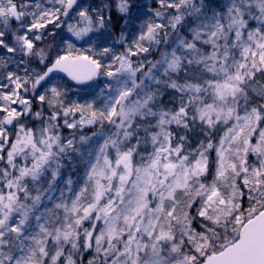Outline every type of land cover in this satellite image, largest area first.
<instances>
[{
	"label": "snow or ice",
	"instance_id": "6c2138e0",
	"mask_svg": "<svg viewBox=\"0 0 264 264\" xmlns=\"http://www.w3.org/2000/svg\"><path fill=\"white\" fill-rule=\"evenodd\" d=\"M157 3L0 0V264H264V0Z\"/></svg>",
	"mask_w": 264,
	"mask_h": 264
},
{
	"label": "rangeland",
	"instance_id": "374dc122",
	"mask_svg": "<svg viewBox=\"0 0 264 264\" xmlns=\"http://www.w3.org/2000/svg\"><path fill=\"white\" fill-rule=\"evenodd\" d=\"M135 2L136 4L134 5V7L144 6L147 9H153V10L159 8V4L157 3V0H133V3ZM144 19H151V17L145 16ZM119 34H120L119 29L118 30L114 29V35L116 37H119ZM117 50L122 51L123 49L118 46ZM0 55H3V54H0ZM133 59H136V58H133ZM53 82L54 83H67L66 79H64V77H61L60 75H53ZM72 89H73V92L79 91L80 95H84V91L87 89V86H85L84 88L80 86L79 88L77 86H72ZM79 98L80 96L78 95L72 96V99H79ZM68 131H71V130H64V134L67 135ZM92 131H95V129H85L84 134L90 135ZM190 139L193 141V144H195L196 140L203 139V136H198L197 134H195L193 136H190ZM245 206H247V202H245Z\"/></svg>",
	"mask_w": 264,
	"mask_h": 264
},
{
	"label": "trees",
	"instance_id": "16d2710c",
	"mask_svg": "<svg viewBox=\"0 0 264 264\" xmlns=\"http://www.w3.org/2000/svg\"><path fill=\"white\" fill-rule=\"evenodd\" d=\"M218 2H219V0H209V3H212V4H217ZM135 4H136V2L133 3V6H134ZM118 29H119V28H116L115 30H118ZM148 58H149V59H158L159 57H158L157 54H153V55L149 56ZM66 82L69 83V84H71V86H75V85H73L72 83H70V82L67 81V80H66ZM169 95H171V92L165 94L164 100H165L166 102H167V100H168ZM195 134H196L195 132H194V133H191L190 136H193V135H195Z\"/></svg>",
	"mask_w": 264,
	"mask_h": 264
},
{
	"label": "flooded vegetation",
	"instance_id": "af4514ba",
	"mask_svg": "<svg viewBox=\"0 0 264 264\" xmlns=\"http://www.w3.org/2000/svg\"><path fill=\"white\" fill-rule=\"evenodd\" d=\"M0 54H3L4 55V53H3L2 50H0ZM33 66H35V65H33ZM10 67H13L14 68V64L10 65ZM2 76H3V71L0 70V78H2Z\"/></svg>",
	"mask_w": 264,
	"mask_h": 264
},
{
	"label": "water",
	"instance_id": "95a60500",
	"mask_svg": "<svg viewBox=\"0 0 264 264\" xmlns=\"http://www.w3.org/2000/svg\"><path fill=\"white\" fill-rule=\"evenodd\" d=\"M62 75H64L63 73H61ZM65 76V75H64Z\"/></svg>",
	"mask_w": 264,
	"mask_h": 264
}]
</instances>
